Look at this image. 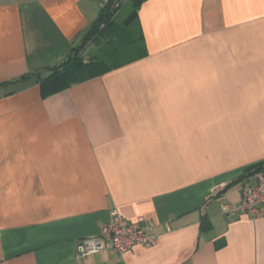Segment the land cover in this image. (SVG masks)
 I'll return each instance as SVG.
<instances>
[{"label":"crops","instance_id":"0c3cea01","mask_svg":"<svg viewBox=\"0 0 264 264\" xmlns=\"http://www.w3.org/2000/svg\"><path fill=\"white\" fill-rule=\"evenodd\" d=\"M106 2L0 0V264H264V212L221 211L264 162V0H144L142 57L46 97L17 80ZM113 208L156 243L78 256Z\"/></svg>","mask_w":264,"mask_h":264},{"label":"trees","instance_id":"16d2710c","mask_svg":"<svg viewBox=\"0 0 264 264\" xmlns=\"http://www.w3.org/2000/svg\"><path fill=\"white\" fill-rule=\"evenodd\" d=\"M129 6L127 16L118 23L115 19L122 5L120 0H108L100 9L98 16L82 31L81 44L72 52L64 54L63 60L47 68L45 76L39 71L28 72L17 80L23 81L38 75L42 97L54 94L72 85L84 82L114 68L134 61L145 54L141 32L136 26L137 11L144 0H125ZM96 45V51L83 57L81 51L89 43ZM7 82H1L4 85ZM264 166V162L253 167ZM209 227L202 218L201 229Z\"/></svg>","mask_w":264,"mask_h":264},{"label":"built area","instance_id":"2783aa9c","mask_svg":"<svg viewBox=\"0 0 264 264\" xmlns=\"http://www.w3.org/2000/svg\"><path fill=\"white\" fill-rule=\"evenodd\" d=\"M264 166L251 168L239 188V199L234 204L223 203L221 211L230 210L239 214L256 216L264 212ZM156 235L149 233L142 225V217L134 220L124 218L116 208L111 210L106 222L100 226L97 234L84 237L76 243L78 256H87L104 249H111L117 254L132 246L156 243Z\"/></svg>","mask_w":264,"mask_h":264},{"label":"rangeland","instance_id":"374dc122","mask_svg":"<svg viewBox=\"0 0 264 264\" xmlns=\"http://www.w3.org/2000/svg\"><path fill=\"white\" fill-rule=\"evenodd\" d=\"M122 2L121 7L119 8L117 15L115 17L116 21L120 23L128 14L129 12V6L128 3L125 0H120ZM83 36V33L78 34L71 42L69 48L67 49V52H72L74 49H76L79 44H81V38ZM96 51V45L93 42H89L84 49L81 51L83 57H87L90 52ZM66 52V53H67ZM63 60V58H62Z\"/></svg>","mask_w":264,"mask_h":264}]
</instances>
